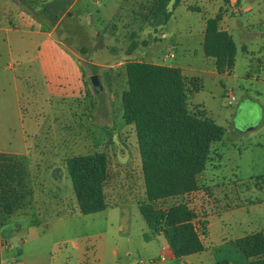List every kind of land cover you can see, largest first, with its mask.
I'll return each mask as SVG.
<instances>
[{
  "label": "rangeland",
  "instance_id": "374dc122",
  "mask_svg": "<svg viewBox=\"0 0 264 264\" xmlns=\"http://www.w3.org/2000/svg\"><path fill=\"white\" fill-rule=\"evenodd\" d=\"M43 1H38L36 19L39 28L51 30L44 22L46 14L48 21L64 17L53 33V39H60L80 59L75 60L60 45L52 46L50 40L45 42L44 35L24 33L21 18L16 19L14 13L8 20L16 27L14 31H19L8 34V39L17 33L18 42H21L11 45L12 59L8 54L10 45L6 34L0 32V42L6 52L0 59L1 65L7 66L11 60L16 67L15 73L23 74L24 78L31 66V75L36 80L35 84L29 85L25 81L21 87L22 115L0 121V152L17 154L7 158L24 170L23 182L27 191L21 209L11 216L0 213V264H49L47 256L32 257V247L42 242L48 247L49 242L48 214L38 213V208H42L38 201L46 206L50 199L53 201L61 194H74L67 167L69 158L105 152L109 157L110 176L115 180L106 187L111 203L144 200L137 137L132 129H125L123 119L122 94L128 88L125 64L129 61L163 64L165 60L161 59L170 53L180 58L184 65L198 64L204 18L213 17L219 7L228 11L224 21L231 28L238 46L236 66L230 74L202 77L200 88L190 95L189 106L200 103L210 118L229 131L224 138L228 155L224 165L228 168L222 174L233 181L238 180V184L213 191L218 199L217 213L238 207L246 209L241 218L229 214L231 218L220 223L218 231L226 239L224 245L189 258L188 264L223 263L225 258L236 264L233 239L264 223V204L250 209L251 204L264 203V44L249 46V53L243 52L236 33L246 29L250 22L256 23L255 30L258 27L264 29V0H217L215 6L205 5L204 0H182L178 6L171 2L168 11L172 16L166 24L162 23L163 18L154 16L157 0H59L56 5H53L55 0H48L47 5ZM68 1L73 4L70 13H66ZM162 34L166 36L163 38ZM134 42L137 47L130 51ZM63 50L72 60L63 55ZM38 54L39 60H36L34 57ZM93 75L101 78L103 90L99 93L90 84ZM7 89L9 93V87ZM226 91H232L235 96L232 105L228 104ZM251 124H261L257 133L251 136L246 132L237 141L238 126L247 130ZM190 207L196 214L198 209L201 210L196 209L194 203ZM241 220L243 229L236 225ZM80 225L87 226L85 232L91 234L104 230L105 219L87 216ZM136 225L135 228L140 230L141 227ZM197 226L200 236L204 237L202 224L197 222ZM88 238L89 241H77V249L70 244L66 253L69 259L61 262L63 255L59 254L54 264H102L104 234L89 235ZM120 246L122 250L123 244ZM239 257L245 259L243 255ZM132 262L149 264V257L137 251Z\"/></svg>",
  "mask_w": 264,
  "mask_h": 264
},
{
  "label": "trees",
  "instance_id": "16d2710c",
  "mask_svg": "<svg viewBox=\"0 0 264 264\" xmlns=\"http://www.w3.org/2000/svg\"><path fill=\"white\" fill-rule=\"evenodd\" d=\"M171 2L178 6L182 0L155 2L154 16L163 18V24L172 16L168 11ZM71 4L66 3L67 7ZM221 19L222 12L206 20L203 51L207 58L215 60L217 72L225 74L235 67L237 45L220 27ZM136 47L134 42L130 51ZM125 69L128 88L122 94L123 119L135 129L145 187L140 212L153 234L164 235L177 258L201 253L205 247L193 224L195 213L183 203L166 210L156 208L155 203L199 190L198 177L210 161L213 145L222 141L226 129L199 105L189 106L190 95L200 85L197 79L185 77L182 69L143 61L126 62ZM19 166L0 155V213L6 216L21 209L27 197L24 170ZM67 167L81 215L110 207L105 193L109 175L105 152L69 158ZM202 227L205 235V223ZM235 244L251 264H264L262 232L239 238Z\"/></svg>",
  "mask_w": 264,
  "mask_h": 264
},
{
  "label": "crops",
  "instance_id": "0c3cea01",
  "mask_svg": "<svg viewBox=\"0 0 264 264\" xmlns=\"http://www.w3.org/2000/svg\"><path fill=\"white\" fill-rule=\"evenodd\" d=\"M38 1H42V0H0V32L6 34L8 45H10L9 47L10 51L8 52L10 59H12L11 45L18 44L19 42H21V40H19L18 42V36L16 35L17 33H14L15 35L12 37L11 40L8 39L9 38L8 34L19 31V30L14 31L16 27L12 26L10 20H8L9 15L14 13L16 19L21 18L20 25L23 27L24 33L33 34V35H40V34L44 35L46 37L45 42L46 41L48 42V40H50L52 46L60 45L61 47H63V49H67V51H69L70 54H72L75 57V60L79 61L80 59L79 56L70 48H66L67 45H65V43H63L60 39L59 40L53 39V33L55 32L57 26L64 20V17H61L57 21L56 19H51V21H48L47 18L48 15L46 14V17L44 18V22L49 24L50 27L49 29L51 30L45 31L42 28H39L40 25L38 24L36 19L37 18L36 15L39 11ZM204 1H205V5H208V3H211L214 6L218 4L217 0H204ZM59 2H60L59 0H55L53 2V5L59 4ZM43 3L47 5L50 2H48V0L46 1L44 0ZM72 8H73V4L69 6L66 13L72 12ZM198 9L200 10L199 7ZM46 12L47 11H45V13ZM220 12H222L220 27L223 30L227 31L233 37L231 33L232 31L231 28H229L228 24H226L224 21V17L228 15L227 9L223 7H219L218 13ZM217 14H214L213 17H215ZM208 18H212V17L204 18V29L202 30V35L199 38V45L202 48V53L199 56L198 64H196V62L192 64L191 62L190 64L184 65L182 60L173 53L165 54L163 56V58L161 59L163 61L166 56H170L167 60H165V63L160 64L154 62L153 64H160L169 67L180 68L183 70V74L185 77L192 80H196V79L200 80L199 83L200 86L202 83V77L208 75H214L216 73L219 74L216 69L215 60L213 58H207L203 51L205 22ZM255 26L256 23L250 22L247 25L246 29H241L236 33L239 40L241 41L243 52L249 53L248 52L249 46L254 47L259 45L260 43L264 44V29L261 30V28L258 27V29L255 30ZM165 36H166L165 34H162L163 38ZM45 42L43 44H45ZM261 48L263 47L261 46L260 49ZM63 52H64L63 53L64 56L71 59V56L68 53H66L64 50ZM237 52H238V46H237ZM5 54L6 52L4 51V45L0 42V59L2 56L5 57ZM53 55L56 56V53H53ZM196 57L197 54L195 55V58ZM34 58L36 60H39V54L36 55ZM236 62H237V55H236ZM236 62H235V66H236ZM15 70L16 67L14 66L11 60L9 61L7 66H2L0 61V121H8L11 118L17 116L20 117L22 115V111L20 107L21 87L23 86V83L25 81L28 85L36 83L35 82L36 80L34 79L33 75H31L32 73L31 66L29 67V70L26 74L27 78H24L25 76H23V74H20L19 76L18 73H15L16 72ZM8 71L10 72L9 74L7 73ZM230 73H225L222 75H226ZM42 75L44 82L46 83V76L43 73ZM7 87H9V93L7 92L8 91ZM11 89H13V92L10 93ZM230 92L232 93V91L227 92L228 95L230 94ZM195 105H199L201 109H204L206 111V109L200 103L192 104L191 108H193ZM259 125L254 126L251 124L249 125V128L247 130H244L240 128V126H238V129H236V132L238 134L237 137H239L237 138V141L241 140L240 138L241 135H245L246 132L250 133L251 136L256 134L257 131L259 130L260 127ZM132 126L133 125L126 124L125 129L128 130L132 129L134 131V135L136 136L134 126L133 127ZM228 133L229 131L227 130L225 132L222 141L217 142L213 145L210 161L207 164L205 170L198 177V183L200 188L199 190L195 191L197 197L195 199L194 204L196 206V209L201 208V210L198 209L199 212L197 213V222H199V224L205 223V233H206L204 237L200 236V239L205 247V251L198 253L200 255L206 253L208 250L220 248L222 245H224L226 243L225 241L226 239L221 237L219 234L220 231H218L220 223H225L227 219L231 218V215L229 214H234L232 216L236 218L237 217L241 218L242 212L246 209L244 207H238L232 210L217 213L218 199H216L215 192L213 191H215V189L231 187L232 185L238 184V180L233 181L230 179V177L222 174V172H224L228 168L227 165H224L226 162L225 160L228 157L227 148L224 143V138ZM0 155H3L5 157L17 156V154L9 155L4 152H0ZM235 168L239 170L238 166H235ZM111 180L115 181L114 179H112L109 172L105 186V193L108 183L112 182ZM106 197L110 207L105 211L92 215H81L79 213L77 199L74 194L72 195V193L69 195L61 194L59 195V197L54 198L53 201L50 199L46 206H43V203H40L38 201V205L42 207V208H38V213L41 214L42 212H45L46 214H48L49 224L47 231H48L49 242H48V247H46V245L43 242L35 245L34 248L32 247L34 251L32 257L37 259L41 257L44 258L47 256L49 257L48 263L54 264L55 257L61 254L63 255V257L61 258V262H62L64 259L67 260L70 257L66 255L70 244L72 248L77 249L79 247V243L77 241L80 242V240L82 239H87L89 241L90 240L88 238L89 235L97 236V234L99 235L104 234L105 236V240H104L105 247H104L102 264H133L132 257L134 255V252L137 251L138 253H144L147 255V257H149V264H177V262H180V264L183 263L188 264L189 258L198 255V254H193V255L177 258L174 255L173 251L171 250L164 235L162 233L153 234L151 232L140 212L139 201H135V203L126 202L125 204H120V203L118 204V203H111V201L107 196V193H106ZM41 198L42 197L40 196V199ZM164 202H166V204L171 203L170 205L165 206V208L168 209L171 206L177 204L176 203L177 199H174V197L166 198ZM71 204H73V206H71ZM263 204L264 203L251 204L250 209L252 210L257 208L258 206L259 207L263 206ZM23 216L24 215H22V217ZM87 216H97L98 218L100 217L104 218L105 219L104 230L92 232L91 234L86 233L85 231L87 230V226L83 228L80 225V223ZM243 220L246 221V217H244ZM243 220L238 221V223H236L239 229L240 228L243 229V225H244ZM136 224H138L141 227L140 230H137L135 228V226H137ZM6 230H9V228H7ZM14 231L15 228L12 229L10 233L11 237L13 236ZM258 232H262L264 234V223L260 224L257 227L250 228V230L246 232V234H244L243 236L234 238L233 239L234 244L237 239ZM10 241L11 240L8 241V246L11 247ZM121 244H123L122 250L120 249ZM8 249L6 251H8ZM240 254L242 253L236 247L235 256L238 259V262H235L236 264H251L250 259H247L243 254L242 255L245 257V259H241L239 256L242 255ZM22 260L23 258L21 257V261ZM223 261H222L223 263L217 261L214 264H225V263L233 264L232 261L226 260V258ZM15 262H17V259H15ZM2 263L4 262L2 261ZM142 264H147V263H142Z\"/></svg>",
  "mask_w": 264,
  "mask_h": 264
},
{
  "label": "built area",
  "instance_id": "2783aa9c",
  "mask_svg": "<svg viewBox=\"0 0 264 264\" xmlns=\"http://www.w3.org/2000/svg\"><path fill=\"white\" fill-rule=\"evenodd\" d=\"M169 57L170 56H166L164 58V60H167ZM234 101H235V96L230 92L228 104L232 105ZM196 197L197 196H196V193L194 191V192L182 195V196L174 197V199H177V202H176L177 204L183 203V204H186L189 208H191L190 204L195 202ZM164 201H165V199L157 201L155 203L156 208L162 209V210H166L165 206H167V204ZM191 210L196 214V212L192 208H191ZM196 216H197V214H196ZM193 224H194L195 230L200 235V232H199V229H198V226H197V217L193 220Z\"/></svg>",
  "mask_w": 264,
  "mask_h": 264
},
{
  "label": "water",
  "instance_id": "95a60500",
  "mask_svg": "<svg viewBox=\"0 0 264 264\" xmlns=\"http://www.w3.org/2000/svg\"><path fill=\"white\" fill-rule=\"evenodd\" d=\"M89 81H90V84H91L93 90L96 93H99L100 91L103 90V85H102L101 78L99 75L91 76Z\"/></svg>",
  "mask_w": 264,
  "mask_h": 264
}]
</instances>
